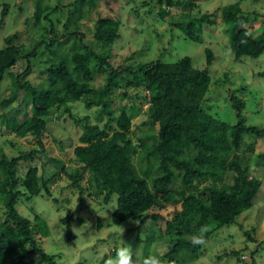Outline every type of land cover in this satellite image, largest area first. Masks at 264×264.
Returning <instances> with one entry per match:
<instances>
[{"label":"trees","instance_id":"obj_1","mask_svg":"<svg viewBox=\"0 0 264 264\" xmlns=\"http://www.w3.org/2000/svg\"><path fill=\"white\" fill-rule=\"evenodd\" d=\"M98 1L75 0L77 17L74 12L70 17L75 18V22L84 18L86 10L94 9ZM158 2L161 6L158 9L160 18L168 16L172 6L181 5L189 12L196 6L194 0ZM57 10L58 6L51 9L52 12ZM43 13L44 7L37 1L32 19L36 25L42 19L49 22L46 33L53 36L43 45L48 53L56 54V49L63 43V36L54 33L49 13ZM7 14L8 5L5 4L1 9L0 28ZM215 15V11L198 15L190 13L178 24V28L187 39L199 41L201 26L214 25ZM221 17L230 29V46L235 60H241L243 56L256 58L264 52V29H261L263 33L256 35L245 28L243 23L248 15L238 3L223 7ZM28 21L29 18L25 20ZM80 26L76 22L75 33ZM94 26V39L104 51L97 53L92 50L81 35L72 44L73 51L68 60L58 59L44 68L47 86L42 88H37L27 79L31 58L38 55V46L24 54L23 46L16 43L19 32L4 38V46L0 48V82L6 75H11L13 91L0 101L2 123L7 131L21 138L31 136L42 147L45 117L55 109L67 112L75 123L82 126L78 144L73 148L79 166L72 173H66L71 185L80 192L81 205L84 202L82 192L85 190L101 195L105 204L116 195V208L111 213V222L121 224L138 218L137 236L148 220H165V235L172 238L174 243L163 258L174 263L181 251L192 254L200 251L202 246H194L190 241L202 227L207 228V240L220 227L236 223L239 215L252 207L261 182L252 175L247 156L241 152L245 149L251 151V145L242 147L247 140H244V135L248 138L262 137L264 128L246 124L242 118L245 101L234 92H229L226 100L238 118L235 124H228L203 108V98L211 84L206 69L213 60L210 48L205 49L204 69L195 68L189 56L174 62L153 60L148 63L115 65L110 60L109 50L120 36L119 20L98 17ZM21 59L26 61V67L12 73ZM95 72L104 74L105 78L98 87L91 85ZM130 87L147 92L141 96L148 101L147 119L158 126V137L150 147H146L143 141L139 144L133 142V116L127 108H121L113 122L115 109L111 106V93L123 89V98ZM83 97L87 98L86 108L96 105L99 107L98 117H106L103 126L98 121L91 122L88 115L77 117L71 112L68 102ZM129 105L137 113L141 111L135 101ZM22 106L28 107L27 114L24 113L26 110H21ZM20 115L22 118L18 117ZM144 147L148 166L137 168L132 155L138 148ZM38 151L37 148H31L28 152L12 157L0 151V205L4 215L0 222V264H35L30 258L35 253L40 254L43 262L56 264L54 256L44 252L35 239L36 234L41 237L50 234L47 222L38 215L30 220L17 209L21 197L30 200L42 191L51 197L49 184L58 172L43 181L37 166H29L22 178L16 176L18 162L32 160ZM151 158L155 160L154 177ZM142 168L146 169L143 174L140 173ZM60 171H63V165ZM85 171L88 175L84 186L81 181ZM174 182L179 185L174 186ZM201 184L203 186L199 187ZM20 185L22 189H18ZM158 191L163 193L159 194ZM168 204L174 206V210L168 213L169 219L159 213L148 214L150 209H163ZM176 205H179V209ZM71 218L72 213L67 214L61 222L65 224L67 237L72 241ZM244 233L251 239L248 230ZM146 241L148 245L152 242L150 238H146ZM240 253L239 250H231L222 255L236 256L241 261ZM216 257L220 259L222 256Z\"/></svg>","mask_w":264,"mask_h":264},{"label":"rangeland","instance_id":"obj_2","mask_svg":"<svg viewBox=\"0 0 264 264\" xmlns=\"http://www.w3.org/2000/svg\"><path fill=\"white\" fill-rule=\"evenodd\" d=\"M37 1L42 8L44 7L43 14L49 13L54 33L63 36L61 39L63 43L56 49V54L48 53L43 45L53 36L46 33V29L50 27L49 22L42 19L39 25H36L32 19ZM194 3L196 6L190 12L181 5L172 6L169 15L160 18L158 9L161 6L158 0H99L94 9L86 10L84 18L77 19L76 22L81 26L75 33V18L70 17L73 12L75 14V0H0V14L2 7L8 5V14L4 25L0 28V48L4 46V38L14 32H19L16 43L23 46L24 54L38 46V55L31 58V69L27 79L37 88L46 87L44 68L48 63L58 59L68 60L73 51L72 44L77 42L76 39L81 35L92 50L97 53L104 51L94 39V23L98 17H111L120 22V36L109 50L110 60L115 65L148 63L153 60L174 62L189 56L195 68L204 69L205 49L210 48L213 52V60L206 69L211 77V84L203 98V108L220 120L235 124L238 118L226 100L228 93L234 92L245 101L242 118L246 124L264 128V52L256 58L243 56L241 60H235L230 46V29L221 17L223 7L238 3L248 15L243 26L259 35L264 31H261L264 29V0H194ZM55 6H58V10L52 12L51 9ZM214 11L216 23L201 26L199 41L187 39L178 28V24L190 13L198 15ZM75 16L77 17V14ZM28 18L29 21L25 22ZM25 67L26 61L21 59L12 73L22 71ZM91 67L93 68V64ZM104 80V74L95 72L91 85L98 87L104 83ZM12 81L11 75H6L0 82V101L12 93ZM123 91L120 89L111 93V106L115 109L113 122L120 109L127 108L133 116V142L139 144L143 141L146 147H150L158 137V126L147 119L148 101L141 97L147 92L130 87L126 91V96L122 98ZM86 101L87 98L83 97L68 102L71 112L77 117L88 115L91 122L98 121L103 126L106 117H98L99 107L96 105L86 108ZM131 101H135L141 111L137 113V110L132 109L129 105ZM21 110H26L24 113H28L26 106H22ZM18 117L22 118V115ZM45 121L46 130L41 137L43 146L40 147L31 136L21 138L12 131H7L0 115L1 152L12 157L28 152L31 148L40 150L32 160L18 162L16 169L18 178L24 176L29 166H37L43 181L58 172L49 184L51 197L46 196L42 191L30 200L21 197L17 203V209L24 217L32 220L38 215L47 222L50 234L44 237L35 235L39 247L47 254L53 255L56 264H103L106 255H115V249L120 246L122 239L132 246L138 261H142L150 253H160L163 258L164 253L174 243L172 238L165 235V220H148L137 236L138 218L126 220L121 224L111 222V213L116 208V195L105 204L101 195L91 193L92 190H85L82 192L84 202L81 205L80 192L71 185L66 173H72L79 166L73 148L78 144L82 126L75 123L63 109L53 110L45 117ZM248 137L244 135V140H247L242 147L247 148L251 145V151L245 149L241 154L247 156L252 175L261 182L252 207L242 212L236 223L224 225L215 231L198 253L181 251L174 263H169L163 258L167 264H264V135ZM146 147L138 148L132 155V161L137 168L148 166ZM53 158L61 163L54 161ZM62 165L63 171H60ZM151 165L152 177H154L156 169L155 160L152 158ZM144 170L146 169L142 168L140 173L143 174ZM87 175L85 171L81 181L84 186ZM178 185V182H174V186ZM202 186L203 184L199 185ZM18 189H22V186L20 185ZM158 193L162 194L163 191ZM175 207L179 209V205ZM173 210L174 206L168 204L163 209L154 207L148 211V214L159 213L169 219L168 213ZM70 213H72L70 225L74 236L72 241L67 237L65 224L61 222V219ZM3 218V209L0 205V222ZM122 227L124 232L121 237ZM246 230L250 232L251 239L245 235ZM148 237L152 241L149 245L146 241ZM245 247L247 248L244 249ZM231 250L241 251V261L236 256L222 255L225 251ZM217 255L222 257L217 259ZM30 258L35 264H47L41 260L38 253L31 255Z\"/></svg>","mask_w":264,"mask_h":264},{"label":"clouds","instance_id":"obj_3","mask_svg":"<svg viewBox=\"0 0 264 264\" xmlns=\"http://www.w3.org/2000/svg\"><path fill=\"white\" fill-rule=\"evenodd\" d=\"M123 232L124 228L122 227L120 233L121 237ZM206 232L207 228L202 227L198 234H194L191 237L190 242L194 246H203L206 244ZM103 264H167V262L162 258V254L160 253H150L149 255L145 256L142 261H138L132 246L125 243V241L122 239L120 246L115 249V255H106V257L103 258Z\"/></svg>","mask_w":264,"mask_h":264}]
</instances>
